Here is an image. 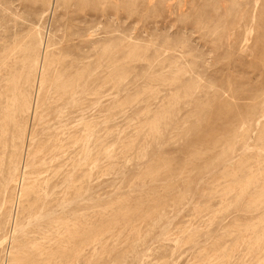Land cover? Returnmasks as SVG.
<instances>
[{"label":"rangeland","instance_id":"1","mask_svg":"<svg viewBox=\"0 0 264 264\" xmlns=\"http://www.w3.org/2000/svg\"><path fill=\"white\" fill-rule=\"evenodd\" d=\"M0 264H264V0H0Z\"/></svg>","mask_w":264,"mask_h":264}]
</instances>
